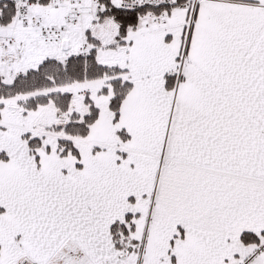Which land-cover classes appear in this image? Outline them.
<instances>
[{
	"label": "snow or ice",
	"instance_id": "1",
	"mask_svg": "<svg viewBox=\"0 0 264 264\" xmlns=\"http://www.w3.org/2000/svg\"><path fill=\"white\" fill-rule=\"evenodd\" d=\"M0 264H264V0H0Z\"/></svg>",
	"mask_w": 264,
	"mask_h": 264
}]
</instances>
